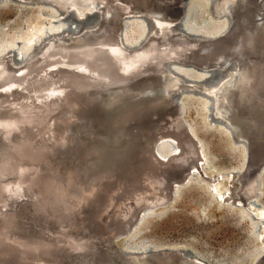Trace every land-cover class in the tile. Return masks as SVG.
Segmentation results:
<instances>
[{
    "label": "water",
    "instance_id": "obj_1",
    "mask_svg": "<svg viewBox=\"0 0 264 264\" xmlns=\"http://www.w3.org/2000/svg\"><path fill=\"white\" fill-rule=\"evenodd\" d=\"M16 1L20 2L19 0ZM187 1L185 0V5ZM257 1L240 0L239 3H228L227 9L223 13H219L222 16L221 18L226 22V27L228 29L231 28V34L233 35L227 41L225 37L221 40L215 39V41H221V43H225L224 41H226V56H222V54L213 56L214 59L226 57L224 59L228 60H226L225 64L221 66L212 65L207 62V56L204 57L205 54L202 53V61L206 64V66H203L202 61H196L195 57H191L192 52H195L196 55L200 54L199 47H195L187 57L175 62V64L180 66L179 68L171 62H168L166 65L168 74L173 75V70H171L173 66L174 72L185 83L195 82L206 87L216 86L227 76L230 70L235 69L236 73L229 83H226L227 85L225 84L221 88L222 90L218 89L214 94L207 93L205 90H195L188 87L178 91L169 89L168 93L164 94L165 105L157 107L152 111H147V107L153 105H147L146 103L140 120L135 118L126 120V116L120 115L124 110H130V107L124 103L125 99L123 98L128 94V91L124 94L119 90V86L124 84L122 82H127V80L122 81L119 79L121 81H116V83L112 84L116 88L113 92L108 93V96L105 95L103 97L105 101L100 102L97 96H89L91 94L87 90L95 85L87 83L84 79L85 77H92V80H94H88V82H95L97 79L109 81L108 77L100 73L99 68L94 69L91 66H88L86 69L93 70L89 71V74L81 73L80 71L69 72L58 70L55 76L45 75L36 79L38 80L37 82L40 83L41 81V84H46L53 81L55 77H58L56 83L60 82L61 79L67 78V81L60 88L61 92L50 101L34 102V99L29 100L28 95L32 91L30 88L34 87L32 83H27L13 90H0V222L4 220L6 224L8 223L7 226L9 224L10 226L12 225L13 232L16 235H20L27 240H36L32 241V243H25L26 246L30 248L39 246L41 243L39 233L42 232L28 227H30L29 223L38 222L33 214H38L42 217L43 213H47L45 212V208L47 207L38 206L41 203V196V199H37L38 197L30 199L28 192L38 184L39 193H43L45 197L47 193L44 190H47L49 187L47 191L49 192L51 189L50 181L56 178L62 184L56 190L50 191L53 194L52 197L57 195L58 198H61L69 194L70 198L72 197V203L70 204L72 205L71 212L77 209L82 210L92 207L91 210L83 213V220L89 224V230H87L95 236V243L101 245L108 243V245H112L116 249L114 253L111 252L109 254L110 261L104 259V262H101V264H113V260H116L117 254L126 256V252L121 247L114 245V238L124 236L114 226L121 219L116 214L120 208L119 200L123 198L124 193L131 192L128 190L129 184H133L135 181L138 182V178H140V182L142 181L141 186H144L145 190L148 187H152L151 183L153 182L148 183L147 180H142L141 175L144 174L145 177H149L154 173L157 174L158 168L161 167L162 173H165L164 184H154L152 187L154 195L161 194L165 190L167 176L171 178V174L178 176L184 172V177L178 179V176L175 182L187 179L191 170L184 166L187 163H191V160H196L191 157L189 149L185 146L186 144L182 143L183 140L189 139L184 126H182V133H175L176 136H174L178 141L179 147L183 151L188 150L186 155H183L184 158L182 156L176 159V161L169 159L165 163L158 165V167H154V165L157 166V163H154L157 157L155 153L159 155L163 153L158 147L154 148L153 151V146L155 142L157 143L156 140H154L151 146L149 142L156 133L170 131V126L168 125L169 116L174 117L179 115L181 121L183 120V102L181 101V96L184 94L193 95L208 102L206 105L205 103L202 104L207 111L206 118L209 123L223 127L234 145L242 146L244 164L238 182L244 183L248 179L254 178L257 172L260 174V169L264 168V129L262 132H258L259 134L257 130L261 127L264 128V22L255 25L259 21V16H256L254 12V6ZM89 2L99 1L89 0ZM47 3L51 4L58 13H65L62 8L64 5L62 2L47 1ZM104 3L106 2L102 4L108 9L107 12L104 11V7L101 5L100 8L103 11H96L95 9L89 11L79 7L81 11H84L81 12V15H78L74 7H67L65 15L68 18V23L60 31H68L69 33L79 32V34H82V31L86 27H95L97 29L74 39H60L46 43L40 50L31 55L28 61L29 65L45 53L53 51V48H56L54 47L55 45L58 47L59 44H64L63 49L60 47L58 49L66 50L65 52L70 53L72 56L77 55V58L81 59L84 56L87 59L88 56L93 54L92 44L100 41H114L113 31L122 11L118 6ZM151 5L153 8L157 7L159 10L158 14L163 12L168 13L171 10L170 7H168L169 9H164L160 4L151 3ZM167 9L169 11H165ZM209 10L212 9L210 8ZM126 16L124 14L122 18H127ZM137 16L145 23L149 32L153 27V21L143 14ZM186 33L187 35L184 36L188 38H197L194 32L186 31ZM174 38L171 39L157 33L154 38L149 40L147 45L156 44L159 48L169 46L176 43ZM188 40L194 44L197 42L193 39ZM18 45H20L19 42ZM21 60L16 62L19 63ZM26 66L28 65L26 64ZM152 67H143V72L138 75L139 77H133L128 87L138 89L145 85L148 88L155 84H161L164 79L156 75L155 69ZM180 68L196 74L199 73L203 77L194 78L187 76L183 71L179 70ZM212 74L216 75V79H209L208 76ZM37 82L35 81L34 83ZM257 97L263 101L257 100ZM172 101L175 103V105L172 104L173 107L171 105ZM216 102L221 106H225L227 111L222 110L221 113H217L218 116H215L214 107ZM58 107L62 110L61 113L49 118L53 114L50 115L48 113L53 108L56 109ZM133 110L135 113L139 111L136 108ZM71 115L75 117V122L77 123V126L72 129V135L61 140V142H53L54 135L66 132L67 128L63 126ZM183 122L184 125H187L184 120ZM60 123L61 125H59ZM118 125L124 126L118 131H112ZM188 128L190 136L192 135L196 138L198 145L193 140L189 143L196 146V152H200L206 158L202 140L197 137L192 127L188 126ZM107 133L108 138L106 137L99 142L96 140V137ZM180 136L182 140H179L181 139ZM172 146L174 147L175 144H172ZM125 160H128L127 165H123ZM177 168H182L183 170L178 175L176 174L178 172ZM39 175L41 178L38 180L37 176ZM192 175H195V173H192ZM111 179L113 180L112 188H110L111 183H109ZM143 182L146 185H143ZM175 182H172V189H169L167 196L163 200L156 201L153 205L150 204L147 207L141 220L135 224L136 227L143 222L149 213H152L153 209L164 205L167 199L175 196ZM45 186L46 189H44ZM139 186L138 188H140ZM17 187L21 189L22 195L26 196L29 200L27 198H25L26 201L17 200L15 197V189ZM104 194L106 195L104 196ZM50 202L53 205L52 211H55V203L53 201ZM101 205L105 206L102 214L100 213ZM46 215L49 221H53L56 218L53 214L47 213ZM254 220H257V218L254 217ZM102 221L103 224L108 222L107 225L105 224L108 229H105L106 227L102 225ZM51 226V224H46L41 227L53 229ZM43 246H45L42 249L43 251L49 249L46 251L47 254L45 256L50 260L54 256L52 255L53 252L59 250L56 243L49 242ZM54 262L61 264L62 259L57 258V261ZM145 262L147 264L152 263L149 258L145 259ZM155 262L154 264H157ZM71 264L75 263L71 262ZM120 264L139 263L129 260L123 261ZM256 264H264V257Z\"/></svg>",
    "mask_w": 264,
    "mask_h": 264
},
{
    "label": "bare ground",
    "instance_id": "obj_2",
    "mask_svg": "<svg viewBox=\"0 0 264 264\" xmlns=\"http://www.w3.org/2000/svg\"><path fill=\"white\" fill-rule=\"evenodd\" d=\"M19 1H20L19 3H25L24 2L25 0H19ZM51 1L62 2V4H64L62 8L65 11H67V7L69 6L74 7L78 15H81V12L84 11V10L81 11L79 7H82L83 9H87L89 11H91L92 9H95L96 11H103L100 8V5L104 7V5L102 4L103 2H106L104 4H110L113 6L120 7L122 13L115 24V28L113 31L114 41L95 42L94 44H92L93 54L91 56H88L87 59H85L84 56L80 59L79 57L77 58V55L72 56L70 53L65 52L66 50H59L58 47L63 49L64 44H59L58 47L55 45L54 47L56 48H53V51H49L45 53L36 60L32 61V63L29 65L28 61L30 60L31 55H33L36 51L40 50L41 47H43V45H45L46 43L57 41L60 39H74L80 37L81 35H86L90 31H94L97 28L86 27L82 31V34H79V32H75L74 34L66 33L64 31L60 32V30L64 28V24L61 22L63 18L62 19L60 18V20H56V22L52 21V23L47 22L44 19V17L47 18L54 17V13H55L54 7L46 2L39 3L41 5L39 4L31 5L29 9L25 10L26 13L24 14L22 13V11H20V9H16L15 18L13 19V21L14 22L20 21L22 23L24 22L25 25L22 29L16 27L15 30L6 33L4 32L2 34V37L0 36V54H2V52H4L5 50L8 52L15 45L14 43L15 38H19L20 45L17 47L18 54L21 55V57L24 56L25 58L22 64L16 65L15 63L11 62L10 59L7 58L6 56H4L6 58L0 57V90H13L15 88L24 86L27 83L29 84L32 83V86L34 87L30 88V90L32 91L28 95L29 100L34 99L33 100L34 102L50 101L51 99H54L55 96L61 92L60 88H62L63 83L67 81V78L61 79L60 82L56 83L58 77H55L53 78L54 79L53 81L46 84H41L42 82L40 81L39 83L37 82L38 80L36 79H39L40 77L45 75L55 76L58 70H65L69 72L80 71L81 73L89 74L90 73L89 71H93V70L92 69L86 70V69L88 68V66H91L94 69L99 68L100 73H102L103 76L109 78V81H106L104 79H97L95 80V82H88V80L94 81L92 80V77H85V78L83 77L85 81H87V83H89L90 85L91 84L95 85L94 87L89 88L87 90V92L91 94L89 96H93V97L97 96L99 98L98 101L100 102L105 101V98L103 97L105 95L108 96L109 95L108 93H111L115 90L116 86H112V84L116 83V81L127 80V82H122L124 83L122 86H119V90H121V93L125 94L128 91V94H126L123 98L125 99L124 103L130 107L129 108L130 110L129 111L124 110L123 112L120 113V115L126 116V120L134 119V118L140 120L141 115L144 113V107L146 106V103L147 105L150 104L153 105L147 107L148 108L147 111L148 110L152 111L157 107L164 106L165 105L164 94L166 95L169 89H173L172 91H177V88L182 85L183 80L179 76L174 75L175 77L174 76L172 77L167 73L166 65L168 62L175 64L176 61H179L180 59L187 57L188 54L195 49V47H199L200 54L196 55L195 52L191 53L192 54L191 57L192 56L195 57L196 61H202L201 54L204 53L205 54L204 57L207 56L206 58L207 62L212 65L221 66L226 63V60H228V59H224L226 57H222V58L218 57L219 59L213 58V56L217 54H222V56H226L225 52L227 46L225 45V43L227 40H229L230 37L232 38L233 36L231 34V30H230L231 28L228 29V27H226V22L221 18L222 16L219 13H223V11L227 9L228 3L235 4L240 2V0H215L212 3H210L211 2L210 0L208 2V6L209 9L210 8L212 9L209 10L211 15H206L205 13L206 10L201 0H194L190 4L187 1L186 5H183L184 3L182 0H170L166 2L165 0L164 1L163 0H98L99 2H89V0H51ZM3 2L5 1L0 0L1 4ZM263 2H264L263 0H258L254 6L255 15L259 16L258 17L259 21L255 25L260 24V22L261 23L264 22ZM151 3L152 4L156 3L157 5L160 4L164 9L170 7L171 10L168 13L163 12L158 14L157 12H159V10L157 9V7L153 8ZM194 5L198 6L203 19L201 23L195 22L194 20L190 21L187 24L186 29L187 31L189 30L190 32L192 31L203 35H197V38H188L182 34L175 32L174 29H176V23L173 26L172 23L174 20L172 19H176L179 15H185L186 12L189 11V9H191V7ZM168 9L165 11H169ZM104 11L107 12L108 9L104 7ZM124 14L125 15L143 14L144 16H147V18H149V20L153 21L154 23L153 27L151 28V31L148 33H145V29L143 30L139 29L136 30L135 36L131 34L123 38V40L128 44H133L139 41L141 38H143L140 45H138L137 47L134 48L128 47V49H126L125 46L123 45V42L121 43L119 42V32L120 29H122L123 27V23L120 18ZM137 24L143 26L144 23L138 22ZM44 33L46 34L55 33V34L43 40L42 36ZM157 33L171 39L175 37L174 39L176 40V43L161 48H159V46L156 44L147 45L149 40L154 38L155 35H157ZM224 37L226 38V41H224L225 43H221V41L220 42L215 41V39L221 40ZM188 39H193L197 42L196 44H194L192 42H189ZM38 42L39 44H37ZM251 63L253 64L252 61ZM26 64L28 66H26ZM202 64L203 66H206V64L203 61ZM145 66L147 67L153 66L156 75L164 79V81L162 80L161 84H155L148 88L147 85L142 86L141 88L138 89L128 87L133 77H139L138 75L143 72L142 68ZM175 66H177V68L180 67L178 64H175ZM148 70H150V68H148ZM179 70L183 71L185 75L190 77H194V78L203 77L199 73L196 74L191 71L182 70L181 68ZM235 73H236L235 69L230 70L227 76H225L219 82V84H217L216 86L214 85L212 87H206L202 84H198L195 82H186V83L190 89H195V90L201 89V90H205L207 93L214 94L216 91H218V89H221L226 83H229V81L232 79ZM213 76L210 78L215 77ZM35 81L37 83H34ZM193 97L197 98V101L192 99L189 100L190 103L188 106L194 108V110L195 109L203 110L204 105L202 103H205V105L208 104V102H205L202 99H199L198 97L195 96ZM257 100L263 101L259 97H257ZM172 104L175 105L173 101L171 102V105ZM135 108L139 109V111L136 113L133 110ZM222 110L227 111L225 106L223 105L221 106L219 105L218 102H216L214 107L215 116H218L217 113H221ZM61 111L62 110L60 109V107L56 109L53 108L52 111L48 113L50 115L53 114L52 116H49V118L58 115L59 113H61ZM168 120H169L168 125L170 126V131H166V132L161 131L159 133H156L154 137L151 139V141H149L151 146L154 140H156L157 143L155 142L153 146V151L154 148L158 147V149L161 150L163 153L162 155L155 153L157 154V157L154 155L156 157L154 163H157V166L154 165V167H158V165H160L161 163H165L169 159H173L174 161H176V159L181 158L183 155H186L188 150L183 151L182 148L179 147L178 141L174 137L176 136V134H179L181 131H183L182 126H184L185 131L189 135V139L186 141L183 140L182 143L186 144L185 146H187V149H189V153L191 154V157L196 159L193 161L191 160V163L189 164L187 163L184 167H187L188 169H192L193 167H196L197 169H199L200 164L201 162H203L204 157L200 152L198 151L196 152L195 150L196 146L189 143L192 140L195 141V143H197L196 138L193 137L192 135L190 136L189 134L190 133L188 128L189 125H184V122L183 120L181 121L179 115L174 117L169 116ZM59 125H61V123ZM76 126L77 123L75 122V117L71 115V117L68 118V120L64 123L63 126L67 128L66 132L64 131V133L54 135L53 142L55 143L61 142V140H64L67 137H69V135H72V131H73L72 129L73 127L75 128ZM122 126L124 125H120V126L118 125L117 128L112 129V131L114 130L118 131L120 128L121 129L123 128ZM190 127L193 128V126ZM263 129L264 128L261 127L260 129L257 130V133L262 132ZM107 136L108 133L104 134L103 136L96 137V140L99 142L102 139L104 140ZM179 140H182V137ZM163 142H165L166 144H163ZM75 144L77 145V143ZM172 144H175V146L173 147ZM234 148H238V146ZM239 152H240L239 163L237 164L236 167H234L230 172L227 173V174H232L233 172L238 171V176H237L238 178L242 174L243 164H244L243 163L242 168L239 169L241 164V154L243 153L242 147L239 148ZM205 153H207L208 156H211L210 152L205 151ZM197 154L198 156L196 157ZM182 158H184V156ZM127 161L125 160L123 162L124 163L123 165H125ZM158 169L159 171H157V174L154 173L149 177H145L144 174L141 175L142 180H147L148 183L153 182L151 183L152 187L154 186V184L157 185L159 183H163L165 173H162L161 167H159ZM177 170H178V172H176L177 175L183 171L182 168H177ZM263 170L264 168L262 167L259 172L262 173ZM173 175L174 174H171L172 176L171 178L167 176L165 182V188H164L165 190H163V193L165 192L166 196L169 192V189H172V185H173L172 182L177 181L176 178H178V176L179 178H183L184 172L179 174L178 176L175 175L173 176ZM259 175L260 174L257 172L254 178H250L246 182L241 183L242 190L239 191V193L241 194L239 195L236 194L232 196V199L234 200L230 202V204L235 207H237V205H241L239 208L240 211L238 213V215H240L239 217L244 218L245 216H250L254 220L253 218V214H254L257 218V220L254 221L263 222L262 232L257 237V240L261 241V243L264 244V207H262L258 212H255L253 207L254 205H252L254 204L253 199L256 196V191H257L256 188L258 187ZM37 177L38 180L41 178L40 175ZM216 177L215 179L211 180V182L216 183L217 180ZM112 179L109 180L110 181L109 183H111L110 188L113 187ZM138 179H139L138 182L135 181L133 184H129L128 190H130L131 192L123 194V198L126 199L135 198L136 200L121 207V210L124 213L117 214V216L121 219L114 226L115 229L120 230L122 234L126 232L131 233V235L129 236V238L125 243L126 248H131L134 243V239L139 237V235L142 233V229L140 228L136 230L134 229L136 228L135 224L141 220L145 211L147 210V207L150 206V204L153 205V203L156 201L158 202L162 200L159 198L160 194L157 195L153 194L152 187H148L145 190V188H143L144 186H141L142 181L140 182V178ZM51 180L52 181H50L51 184L50 191L56 190L61 186L60 184H62L61 181L56 180V178H54V180L53 179ZM138 185H140L139 186L140 188H138ZM143 185H146V183L143 182ZM208 187L215 189L216 185L210 184V186ZM44 189H46V186ZM48 189L44 190L47 193L45 197L43 193L42 194L39 193L40 190L38 184H36V186L32 188V190H29L28 192V196L30 199H34L35 197L36 198L38 197L37 199H41L42 197L41 203L38 206L47 207L45 208V212L51 215L53 214L56 217V218L53 217L54 218L53 221L51 220L49 221L47 219V215H46L47 213L46 214L43 213L42 217H40L38 214L36 215L33 214V216H35V219H37L38 222L29 223L30 227L28 228H31L32 230H39L42 232L39 233L41 240V243L39 242L40 245L35 248H30L29 246H26L25 243H32V241H36V240L35 239L27 240L20 235H16L11 227L12 225L10 226L9 224V226H7L8 223L6 224L3 220L0 222V264H57L54 262L57 261V258L62 259V262H60L61 264H71V262L75 264H101V262H104V259L110 261L109 254H111V252L114 253V250L116 251V249L112 245H108V243L103 245L99 243H95L96 242L94 240L95 236L92 235L90 231H88L89 230L88 222H85L83 220V213H85V211L87 210H91L92 207L82 210L77 209L71 212L72 205L70 204L72 203V197L70 198L69 194L64 195V197L61 198L60 197L58 198L57 195L55 197H52L53 194H51L50 191L47 192ZM229 190L230 187H227L224 191L219 192L218 194L215 193L214 195L215 199L225 200L224 195L229 194L230 193ZM15 191H16L15 197L17 198V200L21 199L22 201H26L25 198L27 197L22 195L21 189L17 187ZM145 192L146 195L143 194ZM171 192L173 191L171 190ZM210 192L212 193L213 190L210 189ZM139 193L143 195L136 197V194ZM105 195L106 194H104V196ZM50 201H53L55 203L56 212L52 211L53 205L51 204ZM104 207H105L104 205H101L100 207L101 214L105 210ZM250 223L251 224L249 230L250 233H252L253 228L255 227L256 224L254 222H250ZM46 224H51L52 225L51 227L53 229H49V228L45 229L41 227ZM105 229H108V227L106 226ZM49 242L50 243L52 242L54 244L56 243V245L59 247L58 248L59 250L57 252H53L52 255L54 256L51 258V260L48 259L47 256H45L47 254L46 251L49 249L44 251L42 250L43 248H45V246L43 245H46V243ZM249 252L247 254L250 256L252 252L251 253ZM150 255H155L156 257H158L154 253ZM148 257H149L148 254L145 255L132 254L127 257H123V255L117 254L115 258L116 260H113V264H120L123 261H129V260L139 264H147L145 262V259H147ZM262 257H264L263 249L256 256L253 264L258 263ZM235 259H231V260L229 259L228 261L230 262L229 264H240L241 260H235Z\"/></svg>",
    "mask_w": 264,
    "mask_h": 264
},
{
    "label": "rangeland",
    "instance_id": "obj_3",
    "mask_svg": "<svg viewBox=\"0 0 264 264\" xmlns=\"http://www.w3.org/2000/svg\"><path fill=\"white\" fill-rule=\"evenodd\" d=\"M4 1L5 2L2 4L0 3L1 37L4 32L15 30L16 27L21 29L24 27V22L13 21L16 9H20L24 14L26 13L25 10L29 9L31 5L47 3V1L51 0H25V3H19L16 0ZM182 1L184 3L183 5H185V0ZM192 1L194 0H188V3L190 4ZM209 1L210 0H201L206 10V15H211L208 6ZM54 12V17H44L45 21L52 23V21L56 22V20L63 18L61 22L65 26V24L68 23V18L65 15L66 11L64 10L65 13H58L55 9ZM126 15L127 18L123 19V15L120 18L123 27L119 32V42H123L125 48L128 49V47L134 48L140 45L143 38L133 44L126 43L123 38L131 34L135 36L136 30L139 29H145V33H147L148 27L144 22L140 21L137 16L139 14ZM201 15L198 6L194 5L185 15H179L176 19H172L174 20L172 25L174 26L176 23L175 32L187 35V24L193 20L201 23L203 19ZM138 22L144 23L143 26L137 24ZM64 32L69 33L67 31ZM187 32L190 31L188 30ZM55 33H44L46 35L43 34L42 39L44 40L45 38L51 37V35ZM194 33L195 35L200 34ZM15 41V45L8 52L6 50L2 52L0 57H7L11 62L20 65L25 57L22 56L21 58V55L18 54L17 47L19 46V38H15ZM39 42L37 44H39ZM20 60L21 62H16ZM171 70L174 72L173 66ZM174 73L173 75H169L172 77L174 75L178 76L176 72ZM213 75L214 74L211 76L209 75L208 77L210 78ZM214 76L213 77L216 79V75ZM214 78L210 79L214 80ZM185 87H188L187 83L182 81V85L177 88V91ZM181 98L183 102L182 119L187 125L193 126L197 137L203 142L205 151L210 152L211 156H208L206 153V158L203 159L198 170L196 167H193L190 169L191 172L187 179L175 182V196H171L167 199L164 205L157 206L153 209L152 213L147 215L143 222L134 229L140 228L142 229V233L139 237L134 239L131 248L125 247V243L131 233H124V236L114 238V245L116 247H121L126 252L127 255L123 257L132 254H148V258L152 261L151 264H154L155 260H157V264H229V259L235 258V260H241L240 264H253L256 256L262 249L264 251V244L257 240V237L262 232L263 222H256L250 216H245L244 218L239 217L240 215H238V213L241 205L235 207L231 205L230 202L234 200L232 196L241 194L239 191L242 190V184L238 182V171L227 174L239 163V148L242 146L239 147V145H234L223 127L211 125L206 118L207 111L205 109L194 110V108L188 106L190 103L189 100L192 99L197 101V98L185 94L182 95ZM163 144L166 143L163 142ZM236 146H238V148H234ZM243 163L244 154L242 153L239 169L242 168ZM192 173H195V175H192ZM215 177L217 178L216 183L211 182ZM210 184L216 185L215 189L209 188L208 186H210ZM227 187H230V193L224 195L225 200H216L214 197L215 193L218 194ZM210 189L213 190V195ZM256 189V196L253 199L254 204L252 205H254L255 212H258L264 207V170L259 175L258 187ZM143 194L146 195V192ZM143 194H136V197ZM164 197H166L165 192L161 193L159 196L162 200ZM123 199L120 198L119 200L120 208L117 210L116 214H123L124 212L121 210V207L136 200L135 198ZM111 204L113 205L112 201ZM254 217L256 216L253 214V218ZM250 222L256 224L252 233H250L249 230ZM105 224L103 225L106 227ZM248 252H252V254L249 256L247 254ZM153 253L158 257L150 255Z\"/></svg>",
    "mask_w": 264,
    "mask_h": 264
}]
</instances>
